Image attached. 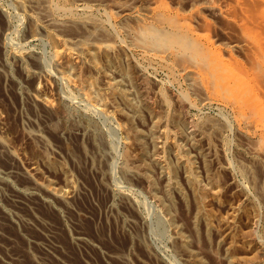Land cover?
I'll list each match as a JSON object with an SVG mask.
<instances>
[{"label":"rangeland","instance_id":"374dc122","mask_svg":"<svg viewBox=\"0 0 264 264\" xmlns=\"http://www.w3.org/2000/svg\"><path fill=\"white\" fill-rule=\"evenodd\" d=\"M163 1L168 5L172 13H180V14H184L185 16H188V20H187L188 24L194 27L196 31L199 34H201V36L206 37L208 40H210L213 44L214 50L219 54L221 53L223 58H225L228 61H234V62L238 61L239 63L244 64L245 66H250V58L248 56V51L246 49V46L243 44V42H241L242 33L239 27L236 25L235 21L229 19L228 16L219 12L214 7L215 5L213 4V3H219V2L226 3V1L234 2V0H216L217 2L215 0H163ZM54 2H58L59 4V6L56 9V14H55L57 18L59 19L66 18L67 12L70 10H73L76 13L86 14L85 12L89 11V9L86 7V4L91 5L90 10L94 14H97V18H100L103 21L104 25L107 26V27L105 26V28H108L107 29L108 32H111L110 34L115 35L113 38H111V40H113L114 43L117 45V47L119 46V48L121 49L120 51L122 52L123 54L122 57L124 58V60L122 58V61H123L122 64L123 63L125 64L123 65L125 66L126 71H128L127 69L131 70V67H133V63H138V66L142 69L143 74L145 75L146 79L150 81V85L153 88L151 90L152 91L151 93L145 92V83H144L145 80L135 81L136 79L134 76H132L134 81L132 80V77H131V80L127 79L125 81V84H127L126 87L128 86L127 88L131 89L130 92H132L131 96L134 99V101H136L138 105L141 104L140 107L142 111L139 112L140 114L139 117L141 120L139 121V117H137L138 119L137 124L140 125L139 127H142L146 132L151 131V130H157V128L158 129H168L172 136L170 139H173V140L176 139L180 143V145L183 147V149L188 151L189 156L193 157L195 161V166H197L198 168L197 170L199 172L198 175H200V178L203 179L205 182L207 181V178L209 179V177L207 176L214 177L216 190H217L216 192L217 196L215 197L211 192L209 193L207 191L206 198L204 199L203 202H201L203 203L202 204L203 206H202L201 203H199L200 200L198 199L199 197H198V193H196L197 192L196 189L194 190V187L189 183V181H187L185 177L184 168L178 167V184L182 188V191L178 192L177 190L174 189L173 192L171 193L172 197L170 196L169 199H171L175 203V206H172L173 207L172 212L175 210L173 212L174 217H177L176 221L177 220L179 221V226L183 227V228L181 227V231H183L182 232L183 234L185 235L193 234L195 235V236L191 235L193 238L192 237L190 238L189 237L190 235L188 236V238L192 240L195 238V241L196 239L200 240V242L202 241L201 243L197 241L198 242L197 243L194 240L190 242L191 240L188 239L190 243L188 242L187 246L188 247L190 246L189 247L190 249H193V250L198 249L199 252L202 251L206 255L205 256L203 254L206 259V264H222L221 259L218 257V253L220 251H223L224 248H229L228 249L229 254L234 258V260L236 261V264H264V193H262L264 192L263 191L264 190V154L260 156L261 158H259V156H255L254 154L251 153L252 151L250 147H252L253 144L251 143L250 139L246 136V134H244L240 130L232 109L229 106H226L223 101L221 100L211 101L209 99H206L203 96L202 90L198 86L192 84L186 72L180 71L177 64H175L174 62L173 63L170 62L171 66L166 67L165 65L155 60H149L143 55L144 52L141 48L131 44L132 41L128 37V34L124 30H122L123 29L122 26H119V24L117 26L115 25L116 27L115 30L112 28L113 26L111 27V25H114L115 23H117L118 20H120V18L123 17L122 15L124 14L119 11V8H117L118 4H125V3L132 4L135 9H138L143 13L142 17L145 18V17H148L147 8L149 6L154 5L151 3V0H105L103 2H99V1L87 2L86 0L85 1L54 0ZM111 10L115 11L116 14L119 15V17L117 18L113 17L114 18L113 19L107 16L108 12H110ZM33 11H34V5L32 2H30V0H0V41H1L0 43H2L0 44V96L4 95L3 97L8 103V105H5L0 97V106H2L1 104L6 106V107L2 106L4 108V111L2 112V117H3L2 121H4V123L7 121L5 125H7L8 127L6 129L8 131H5V134L8 135V138L10 142L13 143V145L20 148L21 159L25 164H28L30 158L35 155L36 146L34 145V143L32 144L33 141H31V139L23 135L25 134L23 132L27 130V129L26 130L24 129L23 131V128L31 127V129L32 128L34 129V127L39 128V126L41 128L42 127L41 124H43V128L41 129L45 130L44 131L45 134L48 133L46 134V137L48 136L47 137L48 140H51L47 148L48 151L51 153V157L52 158L54 157L53 159H55L56 157V160H59V161L63 160V162H65L66 164H69V167L67 166L69 169V173L73 174L71 175L73 176V179L75 180L74 182H76V184L79 187H81L84 191L82 193H84L85 196L82 195V198H83L82 201L86 205V207L90 208L91 206V209L88 208L84 210L83 208H81L82 209L81 210L79 206L73 207L75 205H80V204L75 203L70 206L72 207L71 208L72 210H70V208H65L66 206L69 207L68 205L66 204L64 205L62 201L60 202V200L58 202V199L52 200L50 205H48L47 203H45L46 205H42V203H39L38 207H34V205L26 204L23 202H17V201L15 202V200H13L14 203L18 205L17 206L18 211H16L17 210L16 206L14 208L15 204L13 203V201H11L12 199H14V196L12 194L14 193V191L12 190L13 189L12 185L17 187V185L21 184L19 182H21L22 180H20V178H17L19 179V182H18L16 178L12 176H7L5 174L4 167H7L8 163H5L7 164L5 166L4 162L2 163L0 161V180H1L0 181V203H1L0 208L1 210H3L5 215L7 214L8 216L7 219H1V221L2 222L4 221V225L7 222H9L4 227L5 231L3 230L1 232L2 235H0V264H16V263L35 264L36 262H37L36 264L38 263L44 264L45 263L44 260L46 257L53 258L54 260L52 259V261H50L53 264L54 263L60 264V260H62L61 261L62 264L64 260H65L64 264L66 263L69 264L71 260L72 261L70 264H73V263L82 264V262L83 264H85V261L86 262L88 261L86 264H91V263L93 264L94 261L97 262V263L94 262V264H107V263L109 264V260L107 261V259H109L110 257L108 255L115 254L116 252L118 253L117 244L121 245L123 241H124L123 244L129 241L130 243L129 246L131 247L129 248V246L126 245L128 242L124 245L122 244L123 245L122 247H124L123 249L124 250L126 249L125 255L127 254V250H129L127 255H128V258L130 255L129 259H131L129 260V262L124 261V264H128V263L131 264L130 262H132V260L134 261L132 262L134 264H190L188 257H186L188 256L187 253L184 252L183 254V251L180 250L181 243H180V240H178L179 238H176L177 235L175 236V233L177 234V232H175L176 229H175L174 224L173 223L170 224V222L172 221L169 222L170 215H168V213L164 211L165 210L164 206H162L163 205V203L161 202L162 200L169 201V203L172 201L169 199H166L165 195H162L164 194L163 190L165 189V186H166V179L162 176L161 169L159 168V166L156 167L154 165L151 171L152 174L154 175L153 178H155V180L157 181L156 183H158L157 184L158 187L156 186L159 190L158 191L156 188L157 195L151 192L149 184L145 182V180L140 175L139 176L135 175V177L133 176L131 177V175L129 176L128 173L126 174L125 172L127 171L126 169H131L130 167L134 169V167L130 166L131 164L130 165L128 164L130 162L125 153L126 143H125L123 131L121 129V122H123L124 119L119 114L111 115L107 111L103 110L100 106H98L96 103L90 100V98L86 94H84L78 87L75 86L74 80L75 82L76 81L78 82V80L82 78L97 79L98 77H101L99 84L102 86L103 85L102 83L104 82L103 73H100V71L94 68H90L88 61H85L84 63H81V64H84L83 67L73 70L74 79H71V77H67L66 75L62 74L60 71L61 66L60 64L56 62L55 53L57 50L62 49L63 47L61 40L65 38L69 39L71 34H68L67 31L56 30V35L58 38V41H56L54 40V38H52L49 35V33L46 30L41 29L39 27L34 28L32 24V19L30 18V15L33 13ZM195 15H198V16H195ZM124 20H126V22H128V24L130 25H134L138 22L137 18L130 17V16L124 17ZM256 29L262 32V29H258V27H255V30ZM113 31L114 32L116 31L115 34ZM18 50L19 51L23 50V51H26L27 53L29 52V54L40 57L45 64L47 63L46 64L48 65L47 68H45L42 71V73H40L39 78H36V77L26 78L23 76V74H21L19 70V61L14 56V53L17 52ZM6 74H10L9 77H12V78L5 81ZM53 78H57V79L59 78L58 80L60 83L61 96H63V98L69 104V107L72 109V117H71L72 125L73 126L79 125L81 124V122L82 124H85V123L87 124L86 120L88 121L89 117L91 116L90 119L92 121H94L95 119L98 121L99 125L98 124L97 125L100 127V128L98 127V129L102 130V132L100 131L102 134V137H103V134L105 136L103 137V141L101 143L107 144L106 141L104 142V140H107L110 143H108V146L105 145V148L107 147L109 150H111V148L112 149L114 148L110 152L105 151V153H103V155L106 154L107 156L105 155V159L104 158L100 159L101 161L103 160V162L105 163L104 165L100 162L101 163L100 165H104V166H100L101 167V172L99 173L100 175L97 174L98 172L96 173L93 172L96 176H94V174L92 175V172H91L92 170L88 163L89 161H87L85 157L82 156L85 148L88 149L90 147L89 148V150L91 149L90 151H93V149H95L93 147L94 145H93V141L91 140L92 139L91 136L88 134L89 140L85 137V139H87L86 141L84 137L83 138L78 137L79 138V141H78V139L76 138L77 136L74 137L73 135L68 134L67 132H59L58 135L54 134L53 132L49 133L50 131L47 129V126H45L46 125L45 120L47 119L46 118L44 119L42 115H40L39 117L38 116L36 117L35 114L38 115V111L36 112L37 109L36 110L33 109L31 104H29L27 100V94L33 92L36 87H39V88L44 87V88H47V90H50V85L53 83ZM262 84L263 85L261 86V88L264 91V81H262ZM100 85L96 87H99L102 89L104 85L102 87H100ZM7 87L11 90V92L10 90H8ZM161 88L165 89V91L172 97L173 102L171 104V109L173 108V110L175 109L177 112L180 113L182 121L184 122V125H185L184 128H177L173 124L167 125L165 122H160V124L158 125L159 122H156L159 119L158 113L161 115L165 110L164 108L166 109L168 108L167 104H165L161 99V95H160ZM183 91L188 93V100L186 99V100L180 101L177 98V96L180 95ZM8 93H13L12 94L13 100L10 99V96L8 95ZM260 99L264 103V94L261 95ZM119 100H120L119 103L123 104L122 99H119ZM145 103H148V105ZM143 106H146L145 107L146 109H144ZM148 108H151V110ZM85 111L87 114H84ZM40 117L43 120H41ZM208 117H210L211 119L213 117V119L215 118V120H219V121L222 120L221 123L223 124V126L228 125V123L229 125L221 129L222 124H220L219 125L220 128L218 127V129L217 128L212 129V127L210 128V125L207 124V122H205L206 118L208 119ZM224 117L227 118L225 119L228 121V123H226L227 121H225ZM82 118H84L85 120ZM155 119L157 120L155 121ZM12 120L13 121L15 120L14 122L16 123V127ZM76 120H77V124L75 122ZM82 120L84 121V123ZM199 121L201 123L203 122L206 123V125L203 123L202 128L207 126L206 129L209 128L208 130L211 131L212 129V131L211 132L209 131L208 133L207 132L208 130H204L205 128H203L202 130L206 132L205 134L204 132H201L202 130L200 128L198 127L196 128V124H198ZM195 129L197 130L195 131ZM21 131L23 134L20 133ZM62 135H66V136H62ZM69 135H70V138H69ZM60 137L63 140L64 139L66 140L68 138L70 139V140H66V142L71 141V140L72 142H75L74 140H76L77 144L76 142L74 144H76L77 147L75 146L73 149H75V153H78L76 151H79L81 155L77 156L79 155V153L75 155V153H73L74 152L73 149H71L73 152L68 150L70 148H67L65 140L62 141ZM72 138H75V139H72ZM196 139L199 141H197ZM89 141H91V143H89L90 146L86 145V143L88 144ZM61 142L63 144H61ZM196 142L197 143L199 142V144H195ZM29 144H31V146ZM110 144H113V145H110ZM32 145H34L33 149L35 151L31 149L33 147ZM149 145H150L149 152L150 153L154 152L156 150L155 145L153 143H149ZM81 146L83 147V150ZM103 146L104 145H102V147ZM112 146H115V147H112ZM65 148L68 153L66 152ZM105 148L103 147V150H107V148L106 149ZM198 148L205 149L208 152V155L210 154L209 159L205 160L204 158H202V156L199 154ZM30 149L34 152H32ZM107 152L111 154L109 155ZM162 155H163V158L166 157L168 164L169 162H170V165L176 163L175 162L176 152L173 149V145L170 146L166 152H162ZM81 156L84 159H82ZM78 160L79 162L77 163ZM83 160L87 162L84 163ZM106 160L107 162L109 161L111 165L109 163H106ZM73 161L77 164H75ZM80 162H82V166ZM206 162H209V163H206ZM250 163L251 165H247ZM84 164H87L88 168H84V166L86 167V165ZM107 166H109L108 168L109 170L106 168ZM124 166L126 169L124 168ZM249 166H252V168H257V169H252L251 167L249 168ZM208 167L211 170H209ZM40 168H41V172L45 174L46 177H49L51 179L53 178L55 183L58 186H63V184H65V178H63L64 175L61 170L55 171L56 170L55 168L54 170L49 169L46 167L45 164H40ZM85 169L88 172L90 171L91 174L87 173ZM104 169L107 171H105ZM208 170L210 172H207ZM250 170L252 171L253 175L254 174L256 175L257 173L258 178H256L257 176L252 177L251 176L252 174L249 173L251 172ZM102 171H104V173L106 172L105 177L103 176L104 174ZM253 171L256 173H254ZM82 172H84L85 174ZM208 173L211 175H208ZM86 174L88 176L92 175L90 177L91 179L88 176H85ZM126 175L129 177L127 178ZM83 176L87 177V180H83V178H85ZM5 177L8 178L10 183L11 182L13 183L3 184V183H6V182H2ZM10 177H12L13 179H9ZM93 177H96V179ZM101 177L102 178L104 177V179L102 180ZM215 177L219 179L217 180ZM250 177L256 178L255 179L256 182H254L255 181L254 179H252L254 180L252 181ZM92 179H95V180H92ZM16 181L19 184H16ZM88 181H90V184L88 183ZM257 181H260V182H257ZM14 182L16 185L14 184ZM92 182L94 184L97 183V185H94ZM85 183L87 185L88 184L89 185L93 184V185L91 186L88 185L87 187V185H84ZM260 183L262 185V188L260 187L261 185L259 186ZM108 184L111 186H107ZM3 185H6V187ZM88 188L90 189L88 190ZM95 188L99 190L97 191L95 190ZM91 189L93 190L91 191ZM9 191L11 194L8 193ZM119 191L121 194L124 193L123 191H127L125 193H127V195L129 196V199H127L128 197L126 198L125 196H124L125 198L124 199L123 195H121ZM6 193L9 195H7ZM87 193L88 195L86 196ZM158 193L161 194V196L160 195L158 196ZM5 195L8 197L6 198ZM130 196L132 197V199L130 198ZM160 197L162 198V200L159 199ZM86 198L88 199L87 201H86ZM126 199L130 201L135 199L133 203L134 204L136 203V204L135 205L132 204L133 208L131 206L132 201L129 202ZM22 203L24 205L26 204V206L24 207ZM20 204H21V209L19 208ZM199 205L204 207L205 208L204 211L207 210L209 215H211L213 227H212V230H210V232L206 228L205 220H203L202 218L198 219V217L195 218V215L197 214L198 209L200 208ZM95 206L99 208L100 210L102 209L103 212L102 210L101 211L99 209L97 210ZM28 207L29 209H27ZM33 207L35 210L33 209ZM25 208L28 213L29 211H32V212H30L29 214L26 213ZM40 208L42 210H40ZM94 209H96V211L98 212L97 214ZM4 210H7V212ZM73 210L78 213L76 214L74 212L75 214L74 215ZM176 210L177 211L180 210L179 212L176 213L177 215L175 214ZM85 212L86 214H84ZM93 212H95V214ZM103 213L105 217L108 216L109 214L108 216L109 219L106 217L108 222L106 218L104 217V215H101ZM178 214H179V218L180 219L182 218V220H184L185 222L183 221L181 223L180 219L178 218ZM71 215L75 216V217L73 216L74 219L73 217H71ZM110 215H113V216L111 217ZM115 216H117L116 217L117 219L115 218ZM166 216L168 217V219ZM184 216L186 218H183ZM35 217H37V219ZM78 217H81V218H78ZM113 217L115 218L116 221L117 220L118 221L116 222ZM21 218L22 220H24L25 218L24 221L26 222V224L24 221L21 222ZM26 218H28L29 221ZM38 218H41L39 219L40 222ZM46 218L48 219L47 220L48 223H46L47 225H45L44 223L46 221L44 219ZM90 218L92 220H90ZM99 218L101 221L99 220ZM42 219L43 221H41ZM131 219L134 221H132ZM185 219L187 220L188 223L186 222ZM5 220L7 221L5 222ZM78 220L79 221L83 220V221L79 222ZM85 220L90 221L89 224H85L87 228H85L83 224L86 222ZM192 220H194L196 223L198 221V224H195ZM27 221L29 222V224L27 223ZM30 221L31 222L33 221V223H31ZM92 221H94L95 224L91 223ZM128 221L130 223H128ZM131 221L136 223L135 224L136 226H134V228L130 227L131 225L133 226V223L131 224ZM23 222L24 224H22ZM34 223L35 224L37 223V225L34 226L33 225ZM104 223H106L105 226H104ZM39 224L41 225L42 228L39 227L40 226ZM48 224L52 225V227L57 232L56 234L53 228L49 226ZM100 224H102L103 226ZM194 224L197 228V230L195 231H194L195 226H192ZM26 226L27 227L30 226V227L27 228ZM32 226L33 228L31 229ZM45 226L46 227L48 226L47 227L48 229H46ZM109 226L111 229L112 228L114 229L110 230ZM92 227L94 230L97 229L98 232L97 231L94 232V230H92ZM101 227H104V230H102ZM190 227L192 229H190ZM39 228L41 230H39ZM79 228H80L79 231L76 230ZM83 228H85V230L88 229L87 232L83 230L86 236L84 235V232L82 231ZM119 228L120 230H118ZM42 229H45L46 232H44L45 230L43 231ZM137 229L140 231L138 232ZM184 229L185 231H187V229L188 231L190 230L189 233L188 232L186 233ZM8 230L10 234L12 235L9 234ZM47 230L48 231L51 230V231L48 233ZM59 231L60 232L63 231L64 234L61 235ZM81 231L83 235L85 236L84 243L81 241L80 243L77 239H75V236L82 234ZM99 231H100V235L97 234L99 233ZM134 231L137 232L135 234L138 235L137 236L138 238L141 234V239L145 243H142V242L138 243L137 240L139 241H142V240L140 238L138 239L133 234ZM193 231L194 232L197 231L198 234L197 233L195 234ZM58 232H59V235H57ZM119 232L125 233L124 234V236L126 235L125 238L123 234ZM44 233L49 234L50 237H48L49 235L47 236ZM105 233L109 234L110 237L109 235H105ZM209 233L211 235L208 236ZM132 234L134 235L136 239L135 238L133 239ZM142 234L144 235V237ZM7 235H9L10 237L14 235V237L11 239ZM53 235H57L58 238ZM63 235L64 236L66 235V236L64 237ZM117 235H119V237ZM221 235L223 237V243H222L223 245H218L217 241H219L218 238L220 239ZM45 236H47V238ZM101 236L106 237V238H103ZM41 237L42 239H45V242L44 240L40 239ZM62 237L64 239L66 238L65 239L66 241ZM67 237L70 239H68ZM109 238L112 240H110ZM51 239L54 241L56 240V243L54 241L52 242ZM38 240H40L39 243L41 245L37 242ZM71 240L73 243L71 242ZM94 240L96 242H101L103 244L101 243L95 244L96 242ZM107 240L109 242H107ZM133 240L137 243H135ZM175 240H176V243H175ZM46 241L48 242L46 243ZM60 241L62 242V245L65 246V248L64 246L59 244ZM86 241L87 242L89 241L88 243L91 242L92 245L87 244ZM113 241L115 242L113 243ZM132 241L135 244L134 247H133ZM74 242H76L79 245L77 246V244L75 243L76 244L75 246ZM110 242L111 244H108ZM54 243L56 244L55 246H54ZM64 243H66V245ZM68 243L73 244V250H72L73 253H71L69 248H67L69 245ZM43 244L49 248L48 249L49 251L47 250L46 254L45 252H43L44 251L42 247ZM193 244L196 248L193 246ZM18 245H20V248L21 247L22 248L21 249L18 248L19 247ZM93 246L94 247L97 246V247L94 249ZM103 246H105L104 249H103ZM107 246L109 247V249ZM146 246L148 247V250L150 249L149 250L151 252L150 254H149V251L145 248ZM57 247H59L58 249L60 250H57ZM88 247L89 248L91 247V249H89ZM26 248L27 249L31 248V249L29 251ZM51 248H54L55 250ZM106 248H107V251L109 252L106 251ZM110 248H112L115 251V253ZM17 249L18 250L20 249V250L18 251ZM24 249H26V253L24 252L25 251ZM65 249H66V253H65ZM145 249L148 252L145 251ZM80 250L81 252L82 251L83 252L79 254ZM94 250H97V251H94ZM35 251L36 253H34ZM55 251L57 253L58 251H61L58 253L61 256L60 255L57 256ZM39 252L40 253L42 252L41 255ZM48 252L49 253L52 252V253L49 254ZM28 253L32 255L35 254V255L34 256L31 255L32 256L31 257L29 256ZM37 253H39V255ZM69 253H71V256L75 255L74 259L73 257L70 256ZM83 253H85L86 255ZM82 254L86 257L85 259H83L84 256H81ZM100 254H102V257ZM151 254L152 256L150 257ZM48 255H51L53 257L48 256ZM76 256L79 258V260L81 259L79 262H78V259L75 258ZM36 257H40V259L38 258L40 262L36 261L37 259ZM56 257L57 258L59 257V258L57 259ZM31 258L33 259V261ZM68 258H69V261H68ZM91 258H95V260L92 261ZM101 258L105 261L103 260L100 261ZM113 258L115 259V261ZM41 259L43 260L41 261ZM89 260H90V263H89ZM117 260L119 261V263L116 262ZM113 261L116 264H120V263L123 264V261H120L117 257L115 258V256L110 258V264H115L113 263Z\"/></svg>","mask_w":264,"mask_h":264},{"label":"bare ground","instance_id":"6f19581e","mask_svg":"<svg viewBox=\"0 0 264 264\" xmlns=\"http://www.w3.org/2000/svg\"><path fill=\"white\" fill-rule=\"evenodd\" d=\"M76 1H85V0H76ZM86 1L87 2H90V1L91 2L92 1L103 2L105 0H86ZM30 2H32L34 5V11L30 15V18L32 19V24H33L34 28L39 27L41 29L46 30L49 33V35L52 38H54V40H56V41H58V38L56 35V30L67 31L68 34H71L69 39L65 38V39L61 40L63 47H62V49L57 50L55 53L56 62L58 64H60V66H61L60 71L62 74L66 75L67 77H71V79H74L73 70H76L78 68L83 67L84 64H81V63H84L85 61H88L90 68H94V69L100 71V73H103L104 82L102 84L104 85V87L102 89L99 87H96V86L100 85L99 81H100L101 77H98L97 79L82 78V79H79L78 82L77 81L75 82V80H74V83H75L76 87H78L84 94H86L90 98V100H92L94 103H96L98 106H100L103 110L107 111L111 115L112 114H119L124 119V121L121 122V129L123 131L124 139H125V143H126L125 153H126L128 159H129V162H130V163H128V162L127 163L129 165L131 164L130 166L134 167V169L132 167H130L131 169H126L125 168L126 165H125L124 168L128 171L127 172L124 170L126 172V174L128 173V175L129 176L131 175V177L132 176L135 177V175H138V176L140 175L145 180V182H147L149 184L151 192H153L155 195H157L156 188L158 187L157 186L158 183H156L157 181L155 180V178H153L154 175L152 174L151 171H152V167L154 165L156 167L159 166V168L161 169V172H162V176L166 179V186H165V189L163 190L164 194H162V195H165V198L169 199L171 196V193L173 192L174 189L177 190L178 192L182 191V188L178 184V167L179 168L182 167V168H184V174H185L187 181H189V183L194 187V190L196 189V191H197L196 193H198L199 198L198 197L197 198L200 200L199 203L204 201V199L206 198L207 191L209 193L211 192L216 197L217 196V193H216L217 190H216L214 177L213 176H207V177H209V179L206 177L207 181H205V182L203 179L200 178V175H198V173H199L197 170L198 168H197V166H195V161H194L193 157L189 156L188 151L184 150L183 147L180 145V143L176 139H174V140L170 139L172 136H171V133L168 129H158L157 128V130H151V131L146 132L142 127H139L140 125L137 124V120H138L137 117H139V115H140L139 112L142 111V109L140 107L141 104L138 105L137 102L134 101V99L131 96L132 95L131 94L132 92H130L131 89H128L127 88L128 86L126 87L127 84H125V81L127 79L131 80V77L134 76L136 79L135 81L145 80L144 81L145 92L151 93L152 92L151 90L153 88L150 85V81H148L146 79L145 75L143 74L142 69L138 66V63H133V67H131V70L127 69L128 71H126V68L124 66L125 64L124 63H123L124 65L122 64L123 54L120 51L121 49L119 48V46L117 47V45L114 43L113 40H111V38H113L115 35L110 34L111 32H108V30H107L108 28H105L106 25H104L103 21L100 18H97V14H94L90 10L91 5L86 4V7L89 9V11L85 12L86 14L76 13L73 10H70L67 12L66 18L59 19L55 15L56 9L59 6L58 2H54V0H30ZM151 3L154 5L149 6L147 8L148 17H145V18L142 17L143 13L140 10L135 9L132 4H128V3L118 4L117 8H119V11L124 13V14L122 15L123 17H121L117 23H115L114 25H111V27L113 26L112 28L115 30L116 29L115 25L117 26L119 24V26H122L123 29L122 28L121 29L124 30L128 34V37L132 41L131 44L141 48L143 50V52L145 53V54L143 53V55L146 58H148L149 60H155V61L165 65L166 67L171 66V63H173V62L175 64H177L180 71L186 72V74L188 75L192 84L198 86L202 90L203 96L206 99H209L211 101L221 100L224 102V104L226 106H229L232 109V111L234 112L236 122H237L240 130L244 134H246V136L250 139L251 143L253 144L252 147H250L251 151H252L251 153L254 154L255 156H259V158H261L260 156H262L264 154V103L260 99L261 95L264 94V91L261 88V86L263 85L262 81H264V0H234V2L226 1V3L225 2L213 3L215 5L214 7L219 12L225 14L226 16H228L229 19L235 21L236 25L239 27V29L242 33L241 42H243V44L246 46V49L248 51V56L250 58V66H245L244 64H241L238 61H235V62L234 61H228L225 58H223L221 53L219 54L214 50L213 44L210 40H208L206 37L201 36V34H199L194 27H192L188 24V22H187L188 16H185L184 14H180V13H172L170 11L168 5L163 0H151ZM107 16H109L110 18L119 17V15L116 14V12L112 11V10L110 12H108ZM129 16L137 18L138 22L134 25L128 24V22H126V20H124V17H129ZM195 16H198V15H195ZM255 27H258V29H262V32H260L257 29L255 30ZM115 32H114V34H115ZM0 44H2V43H0ZM14 56L19 61V70H20L21 74H23V76L26 78H29V77L39 78L40 73H42V71L45 68H47V66H48V65H46L47 63L45 64L40 57L29 54V52L27 53L26 51H23V50H20V51L18 50L17 52L14 53ZM123 60H124V58H123ZM127 68H129V67H127ZM5 76H6L5 77L6 79L4 78L5 81L12 78V77H9L10 74H6ZM101 76H102V74H101ZM58 79L53 78V83L50 85V90H47V88H44V87H41V88L36 87L33 92L27 94V100H28L29 104H31L33 109H35V110L37 109L36 112L38 111V115L35 114L36 117L37 116L39 117L40 115H42L44 117V119L45 118L47 119V120H45L46 121L45 126H47V129L50 131L49 133L53 132L54 134L58 135L59 132H67L68 134H71L74 137L77 136L76 138L78 139V141H79L80 137H82V138L84 137V139L86 137L89 140L88 134L91 136V138H92L91 140L93 141V145H94L93 147L95 148V149H93L94 152L90 151L91 149L89 150L90 147L88 149L85 148L84 152L82 151L83 152L82 156H84L85 159L87 161H89L88 163L91 167L92 175L96 172H98L97 174L100 175L99 174L101 172L100 166L105 165L103 160L102 161L100 160L102 158L105 159L106 154L103 155V153H105V151L110 152L114 148L113 149L111 148V150H109L106 147L107 150H103V147L105 148V145L108 146V143H110V142H108L107 140H104V142L106 141L107 144L101 143L103 141V137H105V136L103 134V137H102V134H101L102 130L98 129V127H99L98 121L96 119L94 121H92L90 119L91 116L89 117L88 121L86 120L87 124L86 123L82 124V122L79 118L82 125L81 124L75 125V126L72 125V118H71L72 117V109L69 107V104L63 98V96H61L60 83H59ZM102 79H103V77H102ZM132 80L134 81L133 77H132ZM102 86L100 85V87H102ZM97 88H98V90H97ZM129 88H131V87H129ZM163 88L160 89V95H161L162 101L165 104H167L168 108L167 109L164 108L165 110L163 109L164 112L161 115L158 113L159 119L158 120L155 119V121L157 120L156 122H159L158 125L160 124V122H165L167 125L173 124L177 128H184L185 125H184V122L182 121L180 113L177 112L175 109L173 110V108L171 109V104L173 102L172 97ZM8 90H10V89L8 88ZM10 92H11V90H10ZM12 94L13 93H8L11 100H13ZM3 96H0L1 100L3 101V103L5 105H8L7 101L5 100V98ZM177 98L180 101L186 100V99L188 100V93L183 91L180 95L177 96ZM119 99H122L123 104L122 103L121 104L123 106L119 103V101H120ZM145 104L148 105V103H145ZM1 105L6 107L3 104H1ZM2 106H0V161L2 163L4 162V164L8 163V165L5 164V166L7 165V167H4L5 168V174L7 176H12L16 179L20 178V180H22L21 182H19V179H17L18 182L21 183V184H19L16 181V184H19V185H17V187L12 185L13 189L12 188L11 189L14 191V193H12L14 196V199L11 198L12 199L11 201L15 200V202L16 201L17 202H23L26 204L34 205V207H38L39 203H42V205H46L45 203L50 205L52 200L58 199V202L60 200V202L62 201V203L64 205L65 204L68 205L69 207H67V206L66 207L64 206V207L70 208V210H72L71 209L72 207H70V206L72 204H75V203L80 204V205H75L73 207L79 206L80 209L81 208H83L84 210L88 209L89 207H86V205L82 201L83 200L82 195H84V193H82V192H84L83 189L81 187H79L76 184V182H74L75 180L73 179V176H72L73 174L71 173L72 174L71 175L69 173V169H68L69 164H66L65 162H63V160L62 161L56 160V157H55V159H53L54 157L53 158L51 157V153L47 149L49 146V142L51 140H48V138H47L48 136L46 137V134H48V133L45 134V132H44L45 130L41 129V128H43V124H41L42 125L41 128H40V126H39V128L34 127V129L33 128L31 129V127L30 128H27V127L23 128V131H24V129L25 130L27 129L26 131L23 132L25 134H23L22 131L20 132L23 135H25L27 138L31 139V141H33L32 144L34 143V145L36 146L35 147V150H36L35 155L32 153L34 156H32L30 158L28 164H25L21 159L20 148L13 145V143L10 142L8 135L5 134V131H8V130H6L8 127H7V125H5L7 121L5 123H4V121H2V119H3L2 112L4 111V108ZM146 106H143L144 109H146L145 108ZM149 107H150V105H149ZM148 109L151 110V108H148ZM161 112H162V110H161ZM84 114H87L86 111ZM73 116H74V114H73ZM219 118H221V117H219ZM225 118L226 117H224V119ZM82 119H84V118H82ZM226 119H225V121H227ZM41 120H43V119L41 118ZM73 120H75V119H73ZM140 120L141 119L139 117V121ZM202 120H201V122H202ZM221 121L215 120V118L213 119V117H212V119L210 117H208V119L206 118V120H205V122H207V124H209L210 128L212 127V129L213 128L218 129L219 125L222 124ZM75 122L77 124V120ZM201 122L199 121V123L196 124V128L198 127L201 130L203 128H205L204 130H208L209 128L206 129L207 126L202 128L204 122L203 123H201ZM83 123H84V121H83ZM223 123H224V121H223ZM226 123H228V121ZM204 124L206 125V123H204ZM14 125L16 127L15 122H14ZM228 125H229V123H228ZM228 125H225V126H228ZM225 126H223V124H222L221 129H223V127L225 128ZM212 129H211V131H212ZM196 130L197 129H195V131ZM209 131L210 130H208L207 132L209 133ZM199 132H200V130H199ZM201 132H204V131L202 130ZM205 132H204V134H205ZM62 136H66V135H62ZM55 137H56V135H55ZM69 138H70V135H69ZM69 138L66 140H70ZM72 139H75V138H72ZM87 139H85V141ZM64 140L62 139V141H64ZM66 140H65V142H66ZM74 141L76 142V140H74ZM81 141H82V139H81ZM197 141H199V140H197ZM75 142H72V140L66 142L67 148H70L68 150L72 151L71 149H73L75 146L77 147V145H76L77 142H76V144H74ZM80 142H78V143H80ZM89 143H91V141H89L88 144L86 143V145L90 146ZM149 143H153L155 145L156 150L154 152H151V153L149 152V146H150ZM61 144H63V143L61 142ZM195 144H199V142L198 143L196 142ZM29 145L31 146V144H29ZM34 145H32L33 147L31 149L34 148ZM102 145H104V146L102 147ZM110 145H113V144H110ZM172 145H173V149L176 152V159H175L176 163L170 165V162L168 164L166 157L163 158L162 152H166L169 149V147ZM112 147H115V146H112ZM81 148L83 150L82 146H81ZM198 149H199V154L202 156V158H204L205 160L209 159L210 154L208 155V152L205 149H203V148H198ZM65 150H66V148H65ZM73 150H74V152L73 151L72 152L75 153V149H73ZM34 151H32V152H34ZM66 152H67V150H66ZM76 152L79 153V151H76ZM78 153H75V155ZM115 153H116V151H115ZM108 154L110 155L111 153H108ZM112 154H113V152H112ZM69 155H71V154H69ZM73 155H71V156H73ZM80 155L81 154L79 153V155H77V156H80ZM82 156H81V158L84 159ZM87 161L83 160L84 163ZM78 162H79V160L77 161V163ZM100 162L104 165H100L101 164ZM77 163H75V164H77ZM80 163L82 166V162H80ZM106 163H109V161L107 162V160H106ZM206 163H209V162H206ZM40 164H45L47 168L52 169V170H54V168H55L56 169L55 171L61 170L63 172V175H64L63 178H65V184H63V186H58L55 183L53 178L51 179L49 177H46L45 174H43L41 172ZM84 165H86V167ZM84 165H83L84 168H88L87 164H84ZM247 165H251V163L247 164ZM244 166H245V164H244ZM250 167L252 168V166H249V168ZM76 168H77V166H76ZM106 168L108 169L109 166H107ZM127 168H128V166H127ZM252 169H257V168H252ZM209 170H211V169L209 168ZM209 170L207 172H210ZM105 171H107V170H105ZM84 172H82V173H84ZM102 172L104 174L103 176L105 177L106 172L105 173H104V171H102ZM87 173H90V171L89 172L87 171ZM249 173L252 174V171ZM254 173H256V172H254ZM212 174H213V172H212ZM208 175H211V174L208 173ZM214 175H216V174H214ZM85 176H88V175L86 174ZM85 176H83V177H85ZM91 176H88V177L90 178ZM94 176H96V175L94 174ZM129 176L126 175L127 178ZM251 176L256 177L257 173H256V175L252 174ZM12 177H10L9 179H13ZM104 177L103 178L101 177L102 180L104 179ZM217 177H218V175H217ZM93 178L96 179V177H93ZM256 178H258V176ZM256 178L250 177L251 180L252 179L255 180ZM95 179H92V180H95ZM216 179L218 180L219 178H216ZM83 180H87V177L83 178ZM254 180H252V181H254ZM257 180H259V179H257ZM8 181H9L8 178L5 177L2 182H6L3 184L13 183V182L10 183V181L9 182ZM254 182H256V180ZM257 182H260V181H257ZM83 183H84V181H83ZM88 183L90 184V181H88ZM14 184H15V182H14ZM93 184H91V185H93ZM99 184H100V182H99ZM84 185H87V184L85 183ZM88 185H87V187H88ZM91 185H89V186H91ZM94 185H97V183ZM260 185H261V183L259 184V186ZM3 186L6 187V185H3ZM107 186H111V185L108 184ZM260 187L262 188V185ZM261 188H260V190H261ZM89 189L90 188H88V190ZM92 190L93 189H91V191ZM95 190H97V189L95 188ZM157 190H158V188H157ZM10 191L8 192L9 194H11ZM123 192L124 193L121 194L119 191V193L121 195H123V198L125 196L126 198L128 197L127 199H129V196L127 195V193H125L127 191H123ZM159 193H158V196L159 195L161 196V194H159ZM262 193H264V192H262ZM9 194H7V195H9ZM87 195H88V193L86 194V196ZM3 196H4V194H3ZM80 196L82 199L80 198ZM7 197L8 196H6V198ZM3 198H5V197H3ZM88 198H89V196H88ZM130 198L132 199L131 196H130ZM159 199L162 200L161 197ZM87 200L88 199L86 198V201ZM134 200H131L132 202L130 200H127V201L131 202V206H132V204L133 205L136 204V203L135 204L133 203ZM169 200H171V199H169ZM161 202L163 203L162 206H164V209H165L164 211H166L168 213V215H170L169 216V219H170L169 222L172 221V222H170V224L173 223L175 226V229H176L175 232H177V234L175 233V236L177 235L176 238H179L178 240H180V243H181V244L179 243L181 246L180 250L183 251V254H184V252L187 253L188 256H186V257H188L190 264H206V259L204 257L205 254L202 251H200L201 252L200 253L198 249L193 250V249L189 248L190 246L189 247L187 246V244L189 242L188 239H190L192 237L191 235H193V234L185 235L182 233L183 232V231H181L182 226L181 227L179 226V221L177 220L178 223L176 221L177 217H174L173 212L175 210L172 212V208H173L172 206H175V203L172 201L173 203L170 202L171 203L170 204L169 201H165V200H162ZM13 203H14V201H13ZM23 203H22V205H24ZM26 204L24 205V207L26 206ZM172 204H174V205H172ZM202 204L203 203H201V205ZM201 205H199L200 208L198 209V212L195 215V218L198 217V219L202 218L203 220H205L206 228L210 232V230H212V227H213L211 215H209L207 210L204 211L205 208L202 207L203 205L202 206ZM204 205H205V203H204ZM15 206L17 209L18 205L15 204L14 208H15ZM19 206H20L19 208L21 209V204ZM136 206H134V207H136ZM34 207H33V209H34ZM39 207H41V206H39ZM41 208H43V207H41ZM41 208H40V210H42ZM132 208H133V206H132ZM27 209H29V207ZM75 209H77V208H75ZM89 209H91V206ZM96 209L98 210L99 208L96 207ZM96 209H94V210L97 214L98 212L96 211ZM44 210H46V209H44ZM4 211L7 212V210H4ZM16 211H18V209ZM25 211H26V213H28L26 208H25ZM179 211L180 210H178V211L176 210L175 214ZM30 212H32V211H29V213ZM74 212L76 214L78 213V212L73 210V214H74ZM95 212H93V213L95 214ZM102 212H103V210H102ZM9 213H11V212H9ZM84 214H86V212ZM90 214H91V212H90ZM74 215H71V217H73ZM101 215H104V213ZM34 216H35V214H34ZM95 216H94V218H95ZM108 216H109V214H108ZM108 216H106V217L108 218ZM110 216L112 217L113 215H110ZM7 217H8L7 214L5 215L3 210H1V208H0V235H2L1 232L3 230L5 231V229H4L5 225H7V223H9V222H7L4 225V221L2 222L1 219H7ZM74 217H73V219H74ZM104 217H105V215H104ZM116 217L117 216H115V218ZM180 217H181V215H180ZM232 217H233V215H232ZM28 218H26V219H28ZM35 218L37 219V217H35ZM78 218H81V217H78ZM91 218H90V220H92ZM107 218H106V220H107ZM115 218H114V220H115ZM178 218H179V214H178ZM183 218H186V217L184 216ZM39 219H41V218H38V220ZM84 219H86V218H84ZM102 219H103V217H102ZM167 219H168V217H167ZM24 220H25V218H24ZM24 220H22V218H21V222ZM44 220H46L44 223H45V225H47L46 223H48V221H47L48 219L46 218ZM83 220H80V221L78 220V221L81 222ZM95 220H96V218H95ZM99 220H100V218H99ZM6 221L7 220H5V222ZM14 221H16V220H14ZM28 221H29V219H28ZM28 221H27V223L29 224ZM41 221H43V219ZM75 221H77V220H75ZM94 221H92L91 223H94ZM129 221H128V223H130ZM132 221H134V220H132ZM132 221H131V224L133 223V226L130 224L131 225L130 227L134 228V226H136L135 225L136 223H134ZM180 221L182 223L184 220H182V218H181ZM192 221L195 224H198V221H197V223L194 220H192ZM24 222L22 224H24ZM39 222H40V220H39ZM89 222L90 221L88 220L85 223H83L84 226H85V224H89ZM107 222H108V220H107ZM186 222H187V220H186ZM31 223H33V221ZM102 223H103V221H102ZM106 223H104V226ZM25 224H26V222H25ZM42 224H43V222H42ZM195 224L192 226H195ZM33 225L35 226V225H37V223L36 224L34 223ZM79 225H77V226H79ZM93 225H91V226H93ZM100 225H102V224H100ZM49 226L52 227V225H49ZM113 226H115V225H113ZM28 227H30V226H28ZM39 227H41V225ZM43 227H44V225H43ZM47 227H46V229H48ZM191 227H190V229H192ZM197 227H198V225H197ZM32 228H33V226L31 227V229ZM35 228H37V227H35ZM80 228H81V226H80ZM80 228L76 229V230L79 231ZM85 228H87V227L85 226ZM85 228H83L82 231L84 230L87 232L88 229L85 230ZM96 228H97V226H96ZM99 228H100V226H99ZM109 228H110V226H109ZM101 229L104 230V227H101ZM112 229H114V228H112ZM112 229L110 228V230H112ZM39 230H41V229L39 228ZM42 230L44 231L45 229H42ZM53 230L55 231L54 228H53ZM90 230H91V228H90ZM92 230H94L93 227H92ZM118 230H120V228ZM195 230H197L196 226H195L194 231ZM50 231L47 230L48 233ZM82 231H81V233H82ZM95 231L98 232L97 229L94 230V232ZM137 231L139 232L140 230L137 229ZM184 231H185V229H184ZM189 231L187 229V231H185V232L189 233ZM8 232H9V230H8ZM44 232H46V230ZM59 232L57 235H59ZM62 232H60L61 235L64 234V232L63 233ZM111 232H113V231H111ZM56 233L57 232L55 231V234ZM90 233H92V232H90ZM119 233H122V232H119ZM135 233H137V232L134 231V233H133L137 237L138 235H136ZM141 233H143V232H141ZM194 233L196 234L197 231ZM9 234H10V232H9ZM41 234H43V233H41ZM50 234H52V233H50ZM97 234L100 235V231ZM122 234L124 236L125 233H122ZM10 235H12V234H10ZM45 235L48 236L49 234H45ZM57 235H53V236H56L58 238ZM84 235H85V232H84ZM84 235H83V233L79 234L78 236H75V239H77L79 242L81 241L84 243L85 242L84 238L86 236V235L85 236ZM105 235H109V234L105 233ZM134 235H133V239L135 238ZM205 235H207V234H205ZM209 235H211V234L209 233L208 236ZM7 236H9V235H7ZM47 236H45V237L47 238ZM92 236H93V234H92ZM117 236L119 237V235H117ZM125 236H124V238H125ZM188 236L190 238H188ZM193 236H195V235H193ZM13 237H14V235L12 237L9 236V238H11V239ZM48 237H50V235ZM101 237H103V236H101ZM109 237H110V235H109ZM143 237H144V235H143ZM51 238H52V236H51ZM103 238H106V237H103ZM139 238L141 239V234H140ZM40 239H42V237ZM68 239H70V238H68ZM87 239H85V240H87ZM93 239H94V237H93ZM42 240H44V242H45V239H42ZM72 240H71V242H72ZM77 240H76V242H77ZM97 240H99V239H97ZM110 240H112V239H110ZM176 240H175V243H176ZM190 240H191L190 242H192L193 240L195 241V238L193 240L192 239H190ZM218 240H219V241H217L218 245H223L222 244L223 243L222 235H221L220 239L218 238ZM39 241L40 240H38L37 242L39 243ZM53 241L54 240H52V242ZM105 241H106V239H105ZM133 241H132V243H133ZM137 241H138V243L139 242L145 243V242H143V240L142 241L137 240ZM144 241H146V240H144ZM197 241H199V243L202 242V241L200 242V240L196 239L195 242H197ZM206 241H207V239H206ZM47 242L48 241H46V243ZM54 242L56 243V240ZM76 242H74V244ZM88 242H87V244L92 245L91 242L90 243H88ZM107 242H109V241L107 240ZM114 242L115 241H113V243ZM123 242L121 243V245L117 244V247H118V253L116 252L117 254L115 253V251L112 248H110L113 250V252L116 255L112 254L111 253L112 251H111L110 253L112 255H108V256L110 258L115 256V258L117 257L120 261H123V264H124V261L129 262V260H131V259H129L130 255H129V258L127 255L129 250H127V254L125 255L126 249L124 250L123 249L124 247H122L127 242L129 243V241L125 242L124 244H123ZM41 243H42V241H41ZM55 243H54V246L56 245ZM66 243H64V244L66 245ZM72 243H70V244L68 243L69 245L67 247V248H69L71 253H73L72 252V250H73V244ZM83 243H82V245H83ZM97 243H101V242H96L95 244H97ZM113 243H112V245H113ZM128 243L126 245L129 246L130 243L129 244ZM135 243H137V242H135ZM142 243H140V244H142ZM59 244L62 245V242L60 241ZM76 244H75V246H76ZM101 244H103V243H101ZM108 244H111V242ZM78 245L79 244H77V246ZM134 245L135 244L133 243V247H134ZM18 246H16V247L20 248V245H18ZM62 246H64V245H62ZM193 246H194V244H193ZM42 247L44 250L43 252H45V254H46L47 250L49 248L44 244ZM86 247H87V245H86ZM96 247H94V249ZM58 248L59 247H57V250H60ZM64 248H65V246H64ZM64 248H63V250H64ZM79 248H80V246H79ZM104 248H105V246H103V249ZM129 248H131V247L129 246ZM142 248H143V246H142ZM145 248L148 250L147 246ZM26 249H24L25 253H26ZM30 249H27V250L30 251ZM51 249H54V248H51ZM66 249H65V253H66ZM89 249H91V247ZM108 249H109V247H108ZM146 249H145V251H147ZM199 249H200V247H199ZM228 249L229 248H224L223 251H220L218 253V257L221 259L222 264H236V261L234 260V258L229 254ZM75 251H74V253H75ZM94 251H97V250H94ZM106 251H107V248H106ZM178 251H179V249H178ZM20 252H22V251H20ZM59 252H61V251H58V253ZM82 252L80 250L79 254ZM92 252H93V250H92ZM107 252H109V251H107ZM34 253H36V251ZM39 253H37V254L39 255ZM41 253H40V255H41ZM51 253L52 252H50L49 254H51ZM55 253L57 254V256L60 255L56 251H55ZM55 253H53V254H55ZM71 253H69L70 256H71ZM85 253H83V254H85ZM150 253L151 252L149 251V254ZM32 254H29V256H31ZM83 254L81 256H84ZM90 254H91V252H90ZM34 255H32V256H34ZM76 255H78V254H76ZM100 255L102 257V254H100ZM45 256H47V255H45ZM48 256H51V255H48ZM74 256H71V257H73V259H74ZM151 256H152V254L150 255V257ZM51 257H53V256H51ZM33 258H35V257H33ZM36 258L40 259V257H36ZM46 258H47V260H46ZM46 258L44 260L45 263L47 262L46 264H53L52 262H50V261H52L53 258H50V257H46ZM75 258L78 259V262L81 260V259L79 260V258L77 256ZM85 258L86 257L84 256L83 259H85ZM110 258L107 259V261L109 260V264H110ZM37 259H36V261L40 262V260L39 259L37 260ZM43 259H41V261ZM65 259H66V257H65ZM91 259H92V261L95 260V258H91ZM102 260L103 259L101 258L100 261H102ZM32 261H33V259H32ZM61 261L62 260H60V264H62ZM64 261H63V264H64ZM68 261H69V258H68ZM71 261H70V263H71ZM103 261H105V260H103ZM114 261H115V259H114ZM114 261H113V263H115ZM56 262H58V261H56ZM78 262H76V263H78ZM87 262L85 261V264ZM94 262H96V261H94ZM94 262H93V264H94ZM98 262H99V260H98ZM116 262L119 263L118 260ZM132 262H134V261L132 260ZM132 262H130V263L134 264ZM89 263H90V260H89ZM16 264H18V263H16ZM38 264H40V263H38ZM66 264H68V263H66ZM73 264H75V263H73ZM82 264H83V262H82Z\"/></svg>","mask_w":264,"mask_h":264}]
</instances>
